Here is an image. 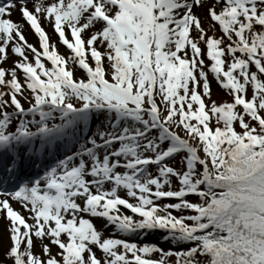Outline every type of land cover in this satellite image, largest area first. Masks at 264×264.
Returning <instances> with one entry per match:
<instances>
[{
	"label": "snow or ice",
	"instance_id": "obj_1",
	"mask_svg": "<svg viewBox=\"0 0 264 264\" xmlns=\"http://www.w3.org/2000/svg\"><path fill=\"white\" fill-rule=\"evenodd\" d=\"M0 225V264H264V0H0Z\"/></svg>",
	"mask_w": 264,
	"mask_h": 264
},
{
	"label": "rangeland",
	"instance_id": "obj_2",
	"mask_svg": "<svg viewBox=\"0 0 264 264\" xmlns=\"http://www.w3.org/2000/svg\"><path fill=\"white\" fill-rule=\"evenodd\" d=\"M212 94H213V98L219 100H223L226 99V97L224 96V94L222 93V91H220L215 84H213V89H212ZM99 226V225H97ZM149 238V239H148ZM148 240H153V238L148 237ZM168 246V244H166ZM170 246V245H169ZM174 259V258H173Z\"/></svg>",
	"mask_w": 264,
	"mask_h": 264
},
{
	"label": "bare ground",
	"instance_id": "obj_3",
	"mask_svg": "<svg viewBox=\"0 0 264 264\" xmlns=\"http://www.w3.org/2000/svg\"><path fill=\"white\" fill-rule=\"evenodd\" d=\"M14 20H19V17L17 16V14H13L12 17ZM47 26V25H44ZM49 34L51 35V31H49ZM25 35L27 37V39L29 40V42L35 43V37L29 32V34L25 31ZM0 233H2V225H0ZM149 237H154V236H149Z\"/></svg>",
	"mask_w": 264,
	"mask_h": 264
}]
</instances>
